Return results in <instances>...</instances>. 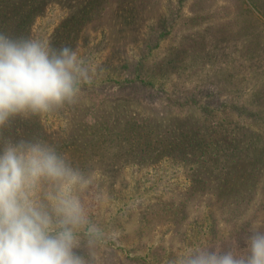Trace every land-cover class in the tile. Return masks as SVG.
Masks as SVG:
<instances>
[{"label":"rangeland","instance_id":"obj_1","mask_svg":"<svg viewBox=\"0 0 264 264\" xmlns=\"http://www.w3.org/2000/svg\"><path fill=\"white\" fill-rule=\"evenodd\" d=\"M63 1H46L32 19L27 32L28 37L45 41L50 45L57 41L59 49L64 45V36H73L63 25L69 23L67 27L70 30L78 22L74 19L76 18L75 10H72L74 8L69 6L76 3L64 4ZM196 1L145 0L143 8L145 5L152 7L146 12V19L144 20V17L142 19L143 33L152 35L160 31L157 24L151 20L167 12H170L172 20L178 15L180 23L183 24L191 13L197 11ZM77 4L82 17L87 15L88 11L89 16L91 9L98 7L97 12L91 14L90 23L80 31L79 35L73 36L74 40L70 45L84 58L86 66L93 74V81L81 83V92L74 103L75 109L74 104L65 103L48 112L35 113L33 117L38 126L47 131L43 136V143L49 140L50 144L60 145L61 153L58 155L65 156L69 166L71 163H79L81 169L76 171L87 183L81 187L60 185L48 179L40 180L32 190V199L51 212L54 202L50 197L55 196L61 187L65 190L71 188V194L80 200L87 214V224L75 230L79 240L76 252L86 260L87 264H171V261L193 249L226 242L233 238L240 220L227 214L226 206L236 207L239 210L240 206L233 198H230L231 202L227 201L232 193L225 192L222 188L194 190L198 181L204 183L199 180V174L196 175L201 169L197 168V163L192 159L166 154L152 159H149L150 155L144 156V152L151 150L158 152L164 145L163 138L171 136L175 138L182 133L201 131V129L210 131L209 127H196L187 115L188 109L171 100L174 97L171 96L172 90L175 89L174 85H181L183 81L174 79L176 84L167 82V91H171L170 94L167 91L161 94V90L156 89L159 79H154V85L142 83L138 87L135 85L122 87L123 85L117 83L116 79L123 82L127 74V67H124L113 75L115 79L101 83L106 79L107 71L104 70L103 75L100 76L96 73L98 69H104L103 60L112 50L110 29L114 27L112 26L114 8L106 0H78ZM248 6L263 23L260 21L259 27L256 26L255 29L252 27L253 32L246 31L244 36L238 33L243 27L242 22L248 19L255 20L253 14H247ZM258 6L264 8V0ZM258 6L247 4L244 0H212L210 6L206 7L207 18L202 28L195 26L186 30V27L183 28L178 24L164 38L170 40L173 37L174 41H178L185 34L187 38L191 37V41H195L199 39V28L207 36L206 40L209 43L202 52L206 58L200 61L192 54L186 59L187 64L191 65L190 68L197 66L198 63L210 67L212 76L208 80L211 81L213 78V82L220 79L219 75L214 76L215 69L218 70L226 64L238 69V77L244 81L243 87L237 90L238 97L241 94L239 100H242V104L250 105V108L238 109L232 117L235 118L238 127L241 126L244 132H247L248 146L253 145L257 132L264 131V108L258 114L260 103L264 104V97L259 95V90H264V55L258 52V42L264 41V16ZM117 17H120L119 12ZM260 22L256 21V23ZM218 28H224L228 32L229 41L220 40L219 48H215L216 37L220 34L215 31ZM140 42H129V47H126L128 56L134 58L140 55L138 52L141 47ZM261 44L262 50L264 42ZM165 45L161 43L156 50L151 51L145 65L152 67L154 63L160 62ZM232 50L230 58L222 55V52L229 54ZM147 73L146 69L143 75ZM176 77L181 76L176 75ZM188 82L195 84L198 79L193 76ZM135 96L140 100L137 101ZM162 102L168 103V106H162ZM216 103L220 104V100ZM155 108L158 110L156 114L159 115L154 121L156 129L148 131L147 123L150 122ZM210 115L211 118H220L224 114L210 112ZM191 118L194 120L193 117ZM76 120L87 125L85 134L83 128L74 125ZM130 121H135L137 126L130 127L127 123ZM167 121L175 123V126L165 127ZM178 123L180 124L176 125ZM98 133H101V138L97 139L99 147L108 144L113 138L118 141L121 139L122 144L130 142L128 148L142 153L143 158L138 159L140 156L137 155L135 159L130 158L120 164L122 165L119 166L120 168L110 170L108 166L116 157L111 154L113 146L111 143V147L108 145L109 149L92 156L97 152V150L93 152V149H96L95 144L80 147L82 150L78 155L76 145L68 142L71 139L88 141L97 137ZM212 134L213 132H208L205 135ZM20 141L42 143V136H35L33 127H0V150L8 142ZM219 144H225V141H220ZM137 160L139 163L136 162ZM108 177L114 178L107 179ZM45 180L48 182L44 184ZM200 187L203 186L198 185L197 188ZM183 199L187 200V206L183 205L182 213H186L184 217L181 218L180 213L178 220L167 216V219H162L159 215L161 210L171 214L172 202L176 204ZM259 202L260 198L249 206L248 212L254 210ZM262 213L264 214V209ZM208 215H214L218 220L217 233L207 230L205 221L209 222ZM260 217L264 221V216ZM224 234L228 235L226 241Z\"/></svg>","mask_w":264,"mask_h":264},{"label":"trees","instance_id":"obj_2","mask_svg":"<svg viewBox=\"0 0 264 264\" xmlns=\"http://www.w3.org/2000/svg\"><path fill=\"white\" fill-rule=\"evenodd\" d=\"M46 1L48 0H0V31L13 37H28L27 32L32 24V19L36 17V13L41 10ZM77 1L78 0L63 1L64 4H70L73 2L76 3L69 6L74 8L72 10H75L76 18H73L78 22L75 26H72L70 30L67 27L69 23H65L63 25L64 28L67 31H70L69 33L73 36L79 35L80 31L86 28V25L91 21V14L97 12L98 10V7L91 9L89 16L88 11V14L83 15L82 17V14L78 11ZM106 1L114 8L115 14L112 19V26L114 27L113 29H110L112 37V50L109 51L106 59L103 60L104 70H106L107 73L106 79L102 80L101 83L115 79L113 78V75L116 74L117 70H122L124 67H127V74L124 77L123 82L120 81V79H116L117 83H121L120 85H123L122 87L130 85L138 87L142 83H152L154 85V79H159L158 87L156 89L161 90V94H163L168 90L167 82L176 84L173 81L174 79L179 82L183 81L181 85H174L175 89L172 90L173 95H171L174 97H172L171 100L175 103L183 105L186 110L188 109L189 112L187 115L196 127L210 128V131L201 129V131L182 133V135H178V137L175 138L174 136L163 138L162 143L164 145L159 150L160 152L151 150L144 152V156L150 155L149 159H152L156 156L166 154L174 155L175 157H182L187 160L192 159L195 163H197V168L201 169L196 175L199 174V180L204 183H200L197 179L198 185H202L203 187L197 188V185L194 190L199 191L204 188H222L223 191L232 193V196L228 197L227 201L231 202L230 198H233V200L235 199L234 202L240 206V210L236 207L228 208L226 206V213L231 217L238 218L240 222L237 224L239 226L236 227V233L233 234V238L231 237L229 240L240 238L251 228L264 231V221L260 217L264 216L262 213V210L264 209V131H262V133L257 132L256 137H254V140H256L253 142V145L250 144V146H248V139L246 140L248 136L247 132H244V129L241 126L238 127L235 118L232 117L236 110L250 108V105L242 104V100H239L241 94L238 97L237 90H239L238 88L243 87L244 81L242 78L240 79L238 77V69L232 67L230 64H226L224 67H219L218 70L215 69L214 76L219 75L220 79L213 82V78L211 81L208 80V78H211L212 76L210 75V67H206L205 65L201 66L198 63L196 64L197 66L190 68L191 65L187 64L188 61H186V59L192 54H194V56H196L200 61L206 58L202 52L204 51L205 45H208L209 43L206 40L207 36H205L204 32L200 31L199 28H202L204 25L207 18L205 10L207 6H210L212 0H197L195 3L197 11L191 13L190 17L187 18L183 24L180 23V17L178 15L176 16L174 14L176 17L172 20L170 18V12H167V14H161L160 17L153 18L151 21L155 22L157 27L161 30L152 35L144 34L141 27L143 24L142 22L147 17L146 12H149L152 7L145 5L143 8L145 0ZM244 1L247 4H253L254 6H258L262 3V0ZM247 8V14H253L255 16V20L248 19L242 22L244 23L242 24L243 27H241V30L238 33L244 36H246V31H250L251 33V30L253 32V28L255 29V27L261 24V22L263 23V21L255 15L250 6ZM259 9L264 16V8L259 7ZM117 12L120 13V17H117ZM143 17L144 20L142 21ZM256 21L261 22L256 23ZM178 24L183 28L186 27V30H190L191 27L194 28L195 26L199 27V39L191 41V37L187 38L185 34H183L182 39L178 41H174L175 39H173V37L170 40L164 39L166 35L171 33ZM23 26H27L26 29H20ZM215 31L221 34L216 37L217 43L215 48H219L218 41H229V35L224 28H218ZM73 36H64V45L70 46L73 43L71 41L74 40ZM130 41H141V47H139L138 50L140 55L138 57L133 58L127 55L126 47H129ZM261 42L264 41L258 42V52L260 54L263 53L264 55V49H260L262 45ZM57 43V41H54L51 43V46L58 49ZM161 43L166 44L163 48L164 53L162 54V60L154 63L152 67H148L145 65L148 55H150L151 51L156 50ZM233 50L229 52V54L222 52V55L230 58ZM146 69L148 70V73L143 75L144 70ZM176 75L181 77L177 78ZM193 76L198 79V82L195 84H189L188 81H190V78ZM92 81L91 83H93ZM167 93L170 94L171 91H167ZM259 93L260 96L264 97V90H259ZM135 98L137 101L140 100L137 96H135ZM214 99H216V102L217 100H220V104L214 102ZM163 105L168 106V103L162 102V106ZM75 108L76 105L74 104V109ZM263 108L264 104L262 102L260 103V110L258 114L263 110ZM157 111V108H155L150 122L147 123V127H149L148 131L156 129L154 127V121L159 117V115L156 114ZM210 112L213 114L224 115L220 118H211V115L209 116ZM34 114L35 113H29L27 115L16 116L15 120L13 117L3 127H33L35 136H42L43 143V136L47 133V131L38 126L37 121L33 117ZM208 116L209 118L207 119ZM191 117H193L194 120ZM74 123L75 126L83 128L82 131L84 134L86 133L87 125H85V122L80 123L76 120ZM127 123L130 127H134V125L137 126L135 121ZM179 124L180 123L176 125ZM174 126L175 123L173 124L171 121L165 122V127ZM155 131L154 133L156 134ZM208 132H213V134L210 136L205 135ZM100 136L101 133H98L97 137L89 139L88 141H85V139H82V141L81 139H71L68 142L76 145L78 155L82 150L80 147H83L86 144H95L96 149L94 148L93 152L96 150L97 152L92 156L97 153L101 154L103 151L109 149L108 145L110 146L111 143L113 145L112 147L110 146L111 154L116 157L115 160H113V162L108 166L110 170L118 169L120 164L130 158L135 159L137 155L140 156L138 159L143 158L142 153L133 151V148H128L130 142L122 144L121 139L118 141L113 138L108 144L99 147L97 139L99 140L101 138ZM31 138L33 139V135H31ZM220 141H225V144H219ZM44 144L54 148L57 154L61 153L60 145L50 144L49 140H47ZM61 157L65 159V156L61 155ZM65 160L68 161V159ZM136 162L139 163L138 160ZM70 167L76 171L80 168V165L79 163H71ZM113 178L114 177H108L107 179ZM195 178L197 177L195 176ZM47 182L48 180H45L43 183L45 184ZM260 189H263V191ZM258 198H260V202L257 206H255L256 208L248 212L249 206ZM186 201V199H183L178 201L176 204L175 202H172L170 207L173 212L171 214H167L166 210H161V214L159 215H161L164 220L167 219V217H174L178 220L180 213L181 218L184 217L186 213L182 212L184 210L183 205L187 206ZM246 215L249 216L244 218ZM207 218L209 221H205L207 230H210L212 233H217L219 231L218 220L214 215H208ZM257 222L259 223L256 224ZM227 236L228 235H225V241Z\"/></svg>","mask_w":264,"mask_h":264},{"label":"clouds","instance_id":"obj_3","mask_svg":"<svg viewBox=\"0 0 264 264\" xmlns=\"http://www.w3.org/2000/svg\"><path fill=\"white\" fill-rule=\"evenodd\" d=\"M103 72L98 69L96 75ZM92 78L76 49L0 31V127L16 116L74 104L81 83ZM41 179L87 183L44 143L8 142L0 150V264H87L76 252L75 230L88 222L83 205L70 187L50 197L51 212L37 204L32 190ZM171 264H264V231L251 228L238 239L193 249Z\"/></svg>","mask_w":264,"mask_h":264}]
</instances>
